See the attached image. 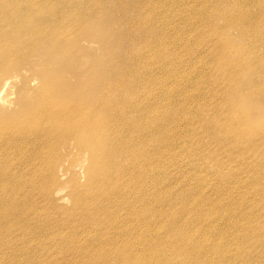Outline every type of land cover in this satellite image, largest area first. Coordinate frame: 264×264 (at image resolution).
<instances>
[{
  "label": "bare ground",
  "instance_id": "6f19581e",
  "mask_svg": "<svg viewBox=\"0 0 264 264\" xmlns=\"http://www.w3.org/2000/svg\"><path fill=\"white\" fill-rule=\"evenodd\" d=\"M106 1L0 0V67L36 55L43 81L0 113V264H264V0H109L132 53L93 20ZM60 148L88 157L70 205Z\"/></svg>",
  "mask_w": 264,
  "mask_h": 264
},
{
  "label": "rangeland",
  "instance_id": "374dc122",
  "mask_svg": "<svg viewBox=\"0 0 264 264\" xmlns=\"http://www.w3.org/2000/svg\"><path fill=\"white\" fill-rule=\"evenodd\" d=\"M122 8L126 9V14L123 13ZM131 8L132 5H126V3L124 2L120 3L118 1L115 4H112L109 0H107L106 3H103L100 7L95 8L92 14V18L98 25H107L109 28L115 29L116 37L119 41L120 34H123L126 29L125 18L129 16ZM86 27L87 25L79 29V36L75 39V48L71 54V57L76 61L75 66H79L82 69L90 66V64L92 63L90 62V60L98 56L100 53L99 39H97V37L94 38L91 36H86L84 34V31H86ZM130 30L131 32L134 31L132 28H130ZM229 34L230 33H228V36ZM187 35L192 36V34L188 33ZM46 39L47 37L38 40L37 44H39V46L41 47L44 46V42H46ZM132 42V37L125 38L124 40L122 38L119 42L118 48L123 50L124 52H129L132 48ZM234 43L238 42L234 41ZM133 51L134 48L131 49V53ZM120 54L121 52H117L114 55L115 60L120 57ZM35 58H37V56L31 54L29 56H26V58L13 60L5 66L0 67L1 114L17 115L21 112L22 101L24 100L26 102H29L33 98V96H35L36 92L41 89L43 81L36 71V69H39L40 66L37 65L34 60L30 61ZM127 60L128 58L126 59V62ZM63 64L64 61L61 60L56 63V66H62ZM249 71L250 70L248 69L247 74L250 73ZM64 78H66L67 81L70 80V82H74V78L69 74V72L64 75ZM104 78L105 77H103L102 75L99 76L95 80L94 84L97 85L98 82L102 83ZM57 79V77H53L54 82H52V84L57 83L58 81L55 82ZM91 83H88V86H91ZM56 94L59 95V93ZM260 114H264V108L261 109L260 113H258L257 111L251 112L249 120H252L253 123V118L259 116ZM260 116L261 118L259 119V121L255 123V128L262 130L264 129V116ZM256 129L255 132L259 131ZM252 137L256 139L257 134ZM65 150L72 153L70 154L69 160L63 159L58 164L59 174L57 175V177L61 182H64L56 191L58 197H62V194L68 193V185L66 182L70 181L72 178L79 177L80 174H84V169L88 160L87 154H85L84 152L79 153L76 149L72 148H66ZM65 150L63 148H60L59 153L63 154ZM62 198L66 205L71 204V198L69 194ZM29 252H33L34 255H26ZM22 256L25 257V259L34 257L36 260L45 259L47 256L56 258V256L51 255L50 252H42L41 250L33 251L31 249L26 250V252Z\"/></svg>",
  "mask_w": 264,
  "mask_h": 264
}]
</instances>
